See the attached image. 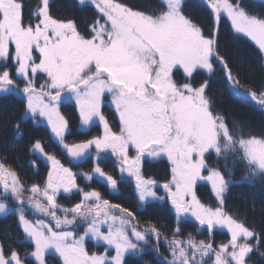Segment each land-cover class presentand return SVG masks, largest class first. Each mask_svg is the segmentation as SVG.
Returning <instances> with one entry per match:
<instances>
[{
  "label": "snow or ice",
  "instance_id": "6c2138e0",
  "mask_svg": "<svg viewBox=\"0 0 264 264\" xmlns=\"http://www.w3.org/2000/svg\"><path fill=\"white\" fill-rule=\"evenodd\" d=\"M204 3L206 24L187 11V0H76L78 7L93 10L81 25L54 16L52 0H0V94L19 95L24 102L11 131L22 138L30 114L33 122H47L68 157L92 158L90 171L74 172L32 137L28 153L38 154L49 169L42 183L27 187L9 166L7 153L0 155V217L14 215L21 233L0 235V264H51L50 251L59 264H129V256L138 259L146 251L157 264H253V255L264 260V225L257 230L225 207L234 183L228 177L237 166L247 176L235 183L264 177V132L241 135L239 124H230L208 96L212 78L219 76L234 95L264 111V10L251 11L246 0ZM225 19L237 39L258 49L259 83H241L242 62L233 61L221 43ZM66 98L74 102L80 125L99 127L96 135L67 142L72 129L61 111ZM109 98L118 116L115 130L103 111ZM109 153L119 173L134 180L137 211L149 200L170 203L168 236L155 224L142 225L136 212L92 187L99 178L109 194L119 191L118 180L101 167ZM162 158L170 174L160 183L144 175L143 165ZM28 163L38 173L34 162ZM200 181L210 184L214 204L198 196ZM161 189L164 195L158 196ZM61 196L78 201L64 206ZM188 217L195 232H207V240L184 233ZM217 229L229 238L214 246ZM23 239L31 250L19 246Z\"/></svg>",
  "mask_w": 264,
  "mask_h": 264
},
{
  "label": "rangeland",
  "instance_id": "374dc122",
  "mask_svg": "<svg viewBox=\"0 0 264 264\" xmlns=\"http://www.w3.org/2000/svg\"><path fill=\"white\" fill-rule=\"evenodd\" d=\"M53 2V8H52V14L56 17H64V18H75L78 22L83 25L87 20L91 18L92 15V8L91 7H85L81 8L76 5V0H52ZM129 3L135 4L138 2L128 0ZM249 8L251 11L259 12L264 10V5H261L259 0H246ZM188 8L187 11L199 22L207 23V14L205 11H203L201 8L206 9V5L204 3V0H187ZM25 17L28 16L29 11L28 8H25ZM27 22V21H26ZM220 32H221V43L223 45V48L226 49L231 56L232 60L235 62H242L241 68H242V76H241V83L245 87H249L248 84V76L251 77H258L262 78V72L260 69V55L258 49H256L255 45L252 44V42L245 40L237 39L236 33H234V30L230 27V21L228 20H222L220 25ZM254 51V54L250 51ZM251 53V55H248V53ZM254 58V59H252ZM252 73L249 71L250 68L247 67V64L252 62ZM259 80V79H258ZM10 95V94H9ZM7 95L3 96L0 94V98L2 101H0V108H3V110L0 111H6L8 108H11L15 97H18L19 95H16L15 97L13 95ZM208 96L213 101V107L214 109L223 114L226 118L227 116H231V114H239L240 112L245 113L249 115L251 118L256 120H263L264 119V111H261L258 105H256L254 102H252L250 99H248L246 96L243 95H234L232 90L228 87L226 81L219 76L213 77L208 89ZM231 96H240L246 100L244 103V106L241 104H238L237 112L233 111L232 109H229L228 107H224V104L228 103L229 101L233 100ZM110 103L109 100L105 101V105H108ZM111 104V103H110ZM109 107L113 108V105H108ZM237 106V104H236ZM68 112V111H67ZM71 113V111H69ZM233 112V113H232ZM8 114V112H7ZM6 114V115H7ZM110 114L112 116V122L114 124V130L118 127V116H115V112L110 111ZM230 118V117H229ZM70 120V125L72 132L77 131L79 128V122L75 119ZM231 124L233 120H228ZM259 123H262L261 121H258ZM41 123H47L45 120L41 121ZM49 128V127H48ZM82 129H85L84 126H81ZM50 129V128H49ZM264 129V128H263ZM51 132V130H50ZM96 130H93V133H95ZM264 132V131H263ZM90 134V133H89ZM241 135H244L243 133H240ZM81 137V136H80ZM77 135H71L67 136V142L73 143L77 142V139H81ZM9 141L8 139L6 140ZM3 143V142H2ZM212 158H210L211 160ZM92 162L90 161V164ZM115 164V158L111 156V154H106L105 158L103 159V163H101V167L105 169V171H110V169H106V167H114ZM15 169V168H14ZM16 170V169H15ZM90 170V169H88ZM143 173L146 177L156 179L160 183H163L165 178L169 176L170 174V165L168 164L166 158H162L156 161H148L145 160V163L143 165ZM206 174V173H205ZM247 176V171L243 167L237 166L235 168L234 175L231 177H228L230 180L234 181V183L230 184L228 192L226 194V210L230 213H232L234 216H238L240 219H244L247 217L249 226L255 225L257 227V230L262 226V216L260 214H257V217H254V194L249 195L248 190L254 186V191H264V177H253L252 183L244 182V183H235V181H241ZM121 181V186L118 188L119 191L116 194H109V191L106 189V187L102 184L104 183L102 180L100 182L96 181V183L92 182V187L96 190L100 191L102 193V196L105 199H108L111 203L114 204H120L123 207H127L129 210L133 211V207H131L132 204L138 203V194L135 191V183L134 180L129 177L126 173L119 175ZM36 179V178H35ZM99 179V178H98ZM43 179L40 181L37 180H29L25 182V185L27 187H30L33 183H42ZM84 183V181L79 182ZM232 186L236 187L235 193L232 191ZM245 188V189H244ZM197 194L201 198V200L209 205L214 204V197L211 193L210 184L206 183L205 181H200L197 184ZM158 196H163L164 192L163 190H159L157 192ZM131 198V199H130ZM73 200L78 201V197H73L70 201H68L67 204H63L64 206H71ZM259 208H264V204H260L257 206V210ZM171 205L169 202H160V201H147L145 202V208L144 211L146 212L145 219L143 221L140 220L141 224H155L158 228L161 229L162 236H168L169 232L171 231V226L173 224V216L170 214ZM254 209V210H253ZM136 212V211H134ZM264 212V210H263ZM140 212H136V215H138ZM193 220L191 217H188L186 220L182 223V230L185 234L192 233V235L197 240H207L208 234L206 231L202 233H197L194 231L193 228ZM164 226H167L165 228ZM11 231L13 235L17 238L20 237L21 233L19 229L17 228V225L15 223V216L9 214L7 218L0 217V235H2L5 231ZM166 230L163 234V231ZM214 241L215 245H218L222 242H226L228 237V234L226 233V230L217 229L214 233ZM170 238V237H169ZM24 250H31L30 241L27 239H23L20 241L19 245ZM89 247H92V244H89ZM102 251V248L99 249ZM161 252L168 256V252L165 250L163 244H161ZM140 258H135L132 256L128 257V261L131 264H157V260L154 258V255L151 251H146L143 256ZM254 257V255H253ZM30 262L32 260L31 257L27 258ZM47 259L51 262V264H59V258L54 255L53 252H49Z\"/></svg>",
  "mask_w": 264,
  "mask_h": 264
},
{
  "label": "flooded vegetation",
  "instance_id": "af4514ba",
  "mask_svg": "<svg viewBox=\"0 0 264 264\" xmlns=\"http://www.w3.org/2000/svg\"><path fill=\"white\" fill-rule=\"evenodd\" d=\"M64 17L61 16V18H64ZM13 96L15 97L16 95H13ZM0 101H2L1 98H0ZM73 104L74 103L72 102L68 104L66 99L61 104L62 113L66 114L68 118L75 119L76 121L79 122V128L77 129V131H75V133H72L71 135H77L79 137L81 136L80 137L81 139H83L85 136L90 137V136L96 135L99 131L98 126H88L85 129L81 128L82 125H80L79 115L75 109V105ZM108 105L110 104L108 103ZM108 105H105L104 103L103 111L105 112L106 115L109 116L110 123L112 124V127L114 128V124L112 122V116L110 114V111L113 112V109L109 107ZM11 106H12L11 108H8V114L5 115V117H2V122L0 123V146L4 148L5 152L8 155V158L10 157V160H8V163L10 164L12 168L16 169V171L20 174L21 179L24 182L29 181L30 179L40 181L46 178V173L49 169V165L47 161L43 160L38 154L30 155L28 153L27 148L30 147V145H28V141L32 137L41 139L42 143L45 144L46 151L49 152L50 154L56 155L57 158L61 159L62 163H64L66 167L71 168L74 172L90 171L88 169H91L92 167V163L90 164V161L92 162L91 157L89 161L81 163V164H77L73 162L70 157H68L66 154L63 153V150L56 142L51 143V140H50L51 135H49L48 130H47L48 127L41 124V121H43L44 119H40L39 121H37L38 124H36L35 122L32 121L30 114H29L23 124L24 136L22 138L17 137L11 131V124L19 120L21 114L24 113L23 98L15 97V100ZM71 106H73L75 110L73 113L67 112L68 109L72 110ZM0 110H3V108H0ZM2 112L4 111H0V115L2 114ZM93 130H96V132L93 133ZM7 139L9 140L8 142L6 141ZM81 139H77V142H79ZM13 144L17 146L16 149L11 148ZM29 161L34 162L35 166L38 167L39 169L38 173L34 171L33 166L28 163ZM101 163H103V161ZM106 169H110V171H106V172L108 174L113 175V177L118 180V188H119L121 186L122 179H120L119 177L120 173L118 169L116 167H106ZM80 181H83V180L78 179V183ZM96 181L100 182V179L96 178L94 182L96 183ZM83 184L84 183H81V186H83ZM58 199L63 204H67L68 201H70L69 199H65L63 196H61ZM137 205L138 203H135V204H132L131 207L135 208Z\"/></svg>",
  "mask_w": 264,
  "mask_h": 264
},
{
  "label": "trees",
  "instance_id": "16d2710c",
  "mask_svg": "<svg viewBox=\"0 0 264 264\" xmlns=\"http://www.w3.org/2000/svg\"><path fill=\"white\" fill-rule=\"evenodd\" d=\"M132 1L139 2V0H132ZM250 52L254 54V51H250ZM250 52L248 53V55H251ZM252 59H254V58H252ZM252 63H253V61L247 64V67H249L250 70L252 68ZM249 72L254 75L252 70ZM260 79L261 78H259V76L258 77H256V76L251 77L249 75L247 80L251 81L253 83H259ZM231 98L233 100L224 104V107H228L229 109H232L233 111H236V112H237L238 104H241L242 106H244V103L246 102V100L242 97L231 96ZM236 104H237V106H236ZM244 107H246V106H244ZM231 115H232V117L227 116L228 120H233V121L237 122L240 126L239 130H241V132L244 135H247V133H249V132L259 135L261 132L264 131V129H263L264 128V119L263 120H256V119L253 120V118H251L249 115L242 113V112H240L239 114H234V115L231 114ZM258 121H261L262 123H259ZM248 188H250L248 190V194L249 195L254 194V207L256 210V211H254V217H257V214H260V216H262V218H263L261 224L264 225V212H263L264 208H259V210H257V206H259L260 204H264V191L260 190V191L255 192L254 186L248 187ZM232 191H233V193H235V191H236L235 186H232ZM165 231L166 230L163 231V234L166 233ZM252 259H253V264H264V260L259 259V257L255 256V255Z\"/></svg>",
  "mask_w": 264,
  "mask_h": 264
},
{
  "label": "bare ground",
  "instance_id": "6f19581e",
  "mask_svg": "<svg viewBox=\"0 0 264 264\" xmlns=\"http://www.w3.org/2000/svg\"><path fill=\"white\" fill-rule=\"evenodd\" d=\"M7 112H8V109L6 111L2 112V114L0 115V123L2 122V117H5V115L7 114Z\"/></svg>",
  "mask_w": 264,
  "mask_h": 264
}]
</instances>
